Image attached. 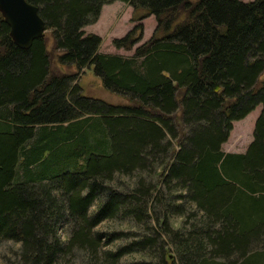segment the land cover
<instances>
[{"label": "trees", "instance_id": "1", "mask_svg": "<svg viewBox=\"0 0 264 264\" xmlns=\"http://www.w3.org/2000/svg\"><path fill=\"white\" fill-rule=\"evenodd\" d=\"M111 1L27 0L72 73L51 71L45 34L14 45L0 15V241L19 243L13 264L73 251L87 264H264V0H117L136 23L114 48L155 20L130 56L98 52L82 29ZM85 69L127 102L81 94ZM258 105L245 150L222 151ZM113 219L136 230H94Z\"/></svg>", "mask_w": 264, "mask_h": 264}, {"label": "rangeland", "instance_id": "2", "mask_svg": "<svg viewBox=\"0 0 264 264\" xmlns=\"http://www.w3.org/2000/svg\"><path fill=\"white\" fill-rule=\"evenodd\" d=\"M247 1V0H242ZM131 8L126 3L121 1H111L103 4L100 8L99 15L95 22L85 25L82 29L85 33H93L100 38V43L97 48L98 52L119 54L122 56H130L136 46L144 42L152 34L155 27V20L152 15L146 16L139 20L142 26L141 38L134 43L129 50L122 48H114L111 44L113 38L122 37L136 22L130 21ZM46 36V47L50 50L51 61L50 69L52 72L72 73L75 71L73 66L60 65L56 62L54 51H51V41L48 37V32H44ZM81 89V94L101 99L110 104H125L127 101L120 95L109 93L101 86L98 77L94 76L90 69L81 70L78 77L75 79ZM260 106H256L243 118L233 121L231 129L226 140L222 143L221 149L224 152H243L251 140V131L254 119L259 112ZM150 179V178H149ZM152 180V179H150ZM119 183H127L129 186L133 183V177H118ZM118 184V182H116ZM117 190L122 187L115 186ZM173 226H176L180 221L179 218H170ZM68 225L62 224L58 229V234L61 239H65ZM94 230L108 234L111 232L131 231L136 230L135 226L126 220H106L94 227ZM105 237V235H103ZM105 239L101 241L103 244ZM123 240H114L109 244L104 245L106 249H112L115 245L124 243ZM19 243L11 240L0 241V264H13L16 260V254ZM82 253L73 251L69 256L64 257L58 264H87L85 258H81ZM139 259L137 255L125 256L123 261Z\"/></svg>", "mask_w": 264, "mask_h": 264}, {"label": "water", "instance_id": "3", "mask_svg": "<svg viewBox=\"0 0 264 264\" xmlns=\"http://www.w3.org/2000/svg\"><path fill=\"white\" fill-rule=\"evenodd\" d=\"M0 15L8 26L12 43L19 48H28L34 39L44 35L37 7L27 0H0Z\"/></svg>", "mask_w": 264, "mask_h": 264}, {"label": "crops", "instance_id": "4", "mask_svg": "<svg viewBox=\"0 0 264 264\" xmlns=\"http://www.w3.org/2000/svg\"><path fill=\"white\" fill-rule=\"evenodd\" d=\"M247 1H249V0H247Z\"/></svg>", "mask_w": 264, "mask_h": 264}]
</instances>
